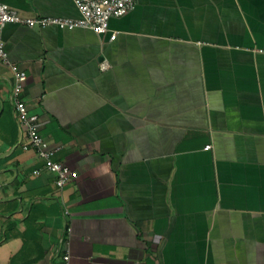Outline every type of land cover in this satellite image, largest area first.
Wrapping results in <instances>:
<instances>
[{"label":"crops","instance_id":"1","mask_svg":"<svg viewBox=\"0 0 264 264\" xmlns=\"http://www.w3.org/2000/svg\"><path fill=\"white\" fill-rule=\"evenodd\" d=\"M108 28L0 29L22 101L77 172L58 188L22 149L0 63V264H264V0H136Z\"/></svg>","mask_w":264,"mask_h":264},{"label":"built area","instance_id":"2","mask_svg":"<svg viewBox=\"0 0 264 264\" xmlns=\"http://www.w3.org/2000/svg\"><path fill=\"white\" fill-rule=\"evenodd\" d=\"M73 3L79 14L75 18L61 16L25 17L16 8L0 2V29L6 24H20L30 28L35 26H53L67 30L85 28L97 34H104L109 31V19L125 15L134 7L136 0H73ZM115 36L116 32L112 31L109 40H113ZM0 63L8 66L13 73L11 98L14 117L17 124L21 125L22 131L26 133V142L22 144V149H34L42 161L44 169L55 175L56 186L62 188L66 182L77 177V172L54 158L58 148L50 146L40 134L38 129L40 118L38 114L30 112L20 96L27 74L9 60L1 39ZM209 147V145H206L204 149ZM38 173L39 170H33V174ZM63 259L67 260L68 256H64Z\"/></svg>","mask_w":264,"mask_h":264}]
</instances>
